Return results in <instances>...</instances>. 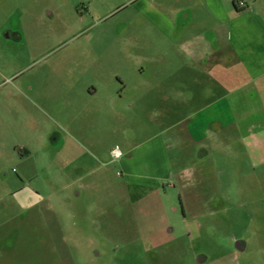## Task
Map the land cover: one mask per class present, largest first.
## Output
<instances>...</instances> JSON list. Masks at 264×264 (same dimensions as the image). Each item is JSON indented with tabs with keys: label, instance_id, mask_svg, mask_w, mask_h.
<instances>
[{
	"label": "rangeland",
	"instance_id": "obj_1",
	"mask_svg": "<svg viewBox=\"0 0 264 264\" xmlns=\"http://www.w3.org/2000/svg\"><path fill=\"white\" fill-rule=\"evenodd\" d=\"M157 1L0 0V264H264V130L245 129L264 112L252 85L229 91L221 138H189L190 108L155 101L182 81L173 48L161 82L141 72L157 49L141 13ZM83 109L109 166H62L36 143ZM155 134L171 173L134 201L120 162Z\"/></svg>",
	"mask_w": 264,
	"mask_h": 264
},
{
	"label": "crops",
	"instance_id": "obj_2",
	"mask_svg": "<svg viewBox=\"0 0 264 264\" xmlns=\"http://www.w3.org/2000/svg\"><path fill=\"white\" fill-rule=\"evenodd\" d=\"M141 14L143 27L154 28L157 46L155 53L142 57L148 68L142 66L141 72L146 71L150 80L155 78L157 83L161 82L158 77L167 69L160 66L169 59L165 49L173 48L172 77L182 81L172 84L170 98L168 94H160L155 101L161 104L170 99L174 108H190L184 128L201 149L205 147L203 140L219 139L228 129L221 107L227 106L229 91L252 85L264 112V0H158ZM141 84L143 89L148 86L147 80ZM213 88L222 93L213 98ZM96 90L93 88L89 94ZM142 91L145 97L146 90ZM108 103L103 105L106 110ZM211 108L216 109L215 114ZM78 118L85 120L86 127L79 126L83 121H77ZM51 122L55 125L52 129L55 135L49 139L45 134L37 136L36 143L40 147L44 145L45 154L50 151L48 155L62 157V166L64 162L66 166H83L84 159L91 166H109L106 161L100 163L94 139L97 134L93 129L101 123L98 116L83 109L79 116ZM263 127L264 124L257 123L245 129L255 139L253 132L256 128L264 130ZM151 138L150 144L140 149L134 146L120 159L128 193L134 201L156 191L159 180L171 173L170 163L162 157L165 150L162 138L156 134ZM255 147L262 148L257 142ZM204 152L201 150L200 156Z\"/></svg>",
	"mask_w": 264,
	"mask_h": 264
},
{
	"label": "built area",
	"instance_id": "obj_3",
	"mask_svg": "<svg viewBox=\"0 0 264 264\" xmlns=\"http://www.w3.org/2000/svg\"><path fill=\"white\" fill-rule=\"evenodd\" d=\"M110 154H111L113 159H118L121 156V152L117 148L112 149L110 151Z\"/></svg>",
	"mask_w": 264,
	"mask_h": 264
},
{
	"label": "flooded vegetation",
	"instance_id": "obj_4",
	"mask_svg": "<svg viewBox=\"0 0 264 264\" xmlns=\"http://www.w3.org/2000/svg\"><path fill=\"white\" fill-rule=\"evenodd\" d=\"M76 6L77 5H75V8H74L75 13H77L78 15H82V12L80 11V8L78 6L77 7ZM28 89H30V87Z\"/></svg>",
	"mask_w": 264,
	"mask_h": 264
}]
</instances>
